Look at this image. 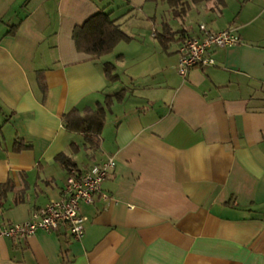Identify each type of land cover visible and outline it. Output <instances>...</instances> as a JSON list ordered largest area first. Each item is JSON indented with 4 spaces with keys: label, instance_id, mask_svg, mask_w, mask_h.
I'll return each instance as SVG.
<instances>
[{
    "label": "crops",
    "instance_id": "crops-1",
    "mask_svg": "<svg viewBox=\"0 0 264 264\" xmlns=\"http://www.w3.org/2000/svg\"><path fill=\"white\" fill-rule=\"evenodd\" d=\"M225 2L191 4L178 19L166 0H0L4 219L25 222L61 199L71 172L60 154L75 171L116 161L102 185L109 199L80 206L81 241L65 225L0 237V264H264V0ZM100 13L131 41L94 58L73 32ZM164 23L183 31L168 51L155 38ZM201 24L231 27L242 43L212 50L216 65L184 78L178 49ZM107 64L119 81L106 78ZM121 91L97 150L65 129L73 109ZM17 143L29 149L15 152Z\"/></svg>",
    "mask_w": 264,
    "mask_h": 264
},
{
    "label": "built area",
    "instance_id": "built-area-1",
    "mask_svg": "<svg viewBox=\"0 0 264 264\" xmlns=\"http://www.w3.org/2000/svg\"><path fill=\"white\" fill-rule=\"evenodd\" d=\"M199 30V36L185 37L179 46L177 70L184 78L194 68L215 66L216 61L210 55L212 50L234 47L242 43L237 31L231 27L215 32L206 24H201ZM115 167L116 161L112 158L85 171L73 170L67 178L61 199L36 210L25 222H7L0 208V237L26 239L38 231H56L65 225L72 238L81 241L85 237L86 218L81 215L80 206L82 203L93 204L99 194L105 201L109 199V196L103 193L102 185Z\"/></svg>",
    "mask_w": 264,
    "mask_h": 264
},
{
    "label": "trees",
    "instance_id": "trees-1",
    "mask_svg": "<svg viewBox=\"0 0 264 264\" xmlns=\"http://www.w3.org/2000/svg\"><path fill=\"white\" fill-rule=\"evenodd\" d=\"M157 2L158 0H150ZM212 0H166V3L172 9L175 18L184 19L192 5H200ZM220 9L226 8L225 0H216ZM182 32H173L171 27L164 23L163 32L156 33L155 38L164 51H168L170 45L176 42V37ZM185 39V38H184ZM182 40V42L184 41ZM77 50L94 58H102L111 54L121 42H130L131 38L121 29L120 25L110 15L100 13L89 19L83 26L76 27L73 32ZM181 40V39H180ZM181 42V43H182ZM116 68L112 64L106 65V78L110 82L119 81L115 76ZM126 96V91H121L116 95L107 96L104 103L98 104L95 109H86L84 114L78 109H73L63 117V125L67 131L80 133L84 136L86 143L92 150H97L101 145V134L106 125L107 114L113 106L114 100L122 102ZM29 149L27 146L17 143L14 147L15 152H21ZM73 152L78 153L79 148L73 145ZM57 161L68 172L76 169L75 161L66 154L57 156ZM12 184L9 181L3 185L0 192L1 201L6 198L11 190Z\"/></svg>",
    "mask_w": 264,
    "mask_h": 264
},
{
    "label": "rangeland",
    "instance_id": "rangeland-1",
    "mask_svg": "<svg viewBox=\"0 0 264 264\" xmlns=\"http://www.w3.org/2000/svg\"><path fill=\"white\" fill-rule=\"evenodd\" d=\"M169 10H170V7L168 8ZM169 12V11H168ZM168 12H167V14H168ZM190 20V19H189ZM124 31H127V30H124ZM179 50V49H178Z\"/></svg>",
    "mask_w": 264,
    "mask_h": 264
}]
</instances>
